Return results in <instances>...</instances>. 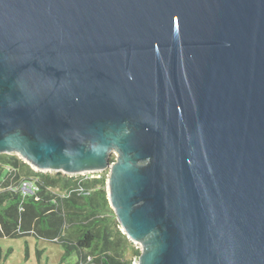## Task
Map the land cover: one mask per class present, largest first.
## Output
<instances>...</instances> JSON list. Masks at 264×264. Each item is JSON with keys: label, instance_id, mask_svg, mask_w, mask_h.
Masks as SVG:
<instances>
[{"label": "water", "instance_id": "obj_1", "mask_svg": "<svg viewBox=\"0 0 264 264\" xmlns=\"http://www.w3.org/2000/svg\"><path fill=\"white\" fill-rule=\"evenodd\" d=\"M0 153L109 170L138 264H264V0H0Z\"/></svg>", "mask_w": 264, "mask_h": 264}, {"label": "trees", "instance_id": "obj_2", "mask_svg": "<svg viewBox=\"0 0 264 264\" xmlns=\"http://www.w3.org/2000/svg\"><path fill=\"white\" fill-rule=\"evenodd\" d=\"M108 178L105 170L39 171L17 154L0 153V237L33 235L58 242L64 260L77 255L74 264H133L141 250L122 231L110 204ZM23 179L36 181L37 196L10 188Z\"/></svg>", "mask_w": 264, "mask_h": 264}, {"label": "rangeland", "instance_id": "obj_3", "mask_svg": "<svg viewBox=\"0 0 264 264\" xmlns=\"http://www.w3.org/2000/svg\"><path fill=\"white\" fill-rule=\"evenodd\" d=\"M115 158H116V154ZM109 176V170H105ZM53 172V171H51ZM134 245L140 246L138 243ZM64 249L58 242L39 239L33 235L19 238L0 237L2 264H74L77 255L63 259Z\"/></svg>", "mask_w": 264, "mask_h": 264}, {"label": "built area", "instance_id": "obj_4", "mask_svg": "<svg viewBox=\"0 0 264 264\" xmlns=\"http://www.w3.org/2000/svg\"><path fill=\"white\" fill-rule=\"evenodd\" d=\"M12 190L20 193L23 196H37L40 190L39 185L34 180L23 179L19 183L10 187ZM136 244V242H134ZM138 244V243H137ZM141 250V245L137 246ZM139 257H135L133 264H138Z\"/></svg>", "mask_w": 264, "mask_h": 264}]
</instances>
